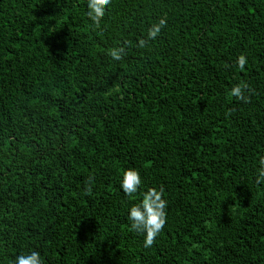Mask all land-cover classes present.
I'll list each match as a JSON object with an SVG mask.
<instances>
[{"label":"trees","instance_id":"trees-1","mask_svg":"<svg viewBox=\"0 0 264 264\" xmlns=\"http://www.w3.org/2000/svg\"><path fill=\"white\" fill-rule=\"evenodd\" d=\"M87 11L0 0V264H264V0ZM149 188L167 219L145 248L128 215Z\"/></svg>","mask_w":264,"mask_h":264},{"label":"clouds","instance_id":"clouds-1","mask_svg":"<svg viewBox=\"0 0 264 264\" xmlns=\"http://www.w3.org/2000/svg\"><path fill=\"white\" fill-rule=\"evenodd\" d=\"M110 3L111 0H87V15L94 24H98L100 19L105 16ZM165 23L166 20L161 19L158 24L153 25L148 32L149 38L155 39ZM123 51V48H115L108 54L114 60H120ZM246 63L245 56L241 55L238 57L237 64L239 67L243 68ZM231 93L237 98H244L241 86L234 87ZM259 165L256 177L258 183L264 182V158L259 160ZM141 183L140 173L134 168H129L123 172L120 187L125 195L132 196L138 192ZM166 208L167 201L166 199H162V191L149 188L142 194L140 203L135 204L129 209L128 220L130 221L131 229L143 235L145 248H150L155 238L164 229L167 219ZM14 264H44V261L41 253L38 250L32 249L17 255Z\"/></svg>","mask_w":264,"mask_h":264}]
</instances>
